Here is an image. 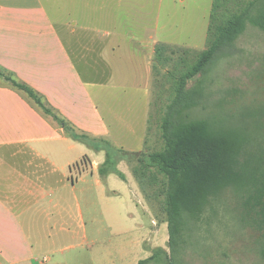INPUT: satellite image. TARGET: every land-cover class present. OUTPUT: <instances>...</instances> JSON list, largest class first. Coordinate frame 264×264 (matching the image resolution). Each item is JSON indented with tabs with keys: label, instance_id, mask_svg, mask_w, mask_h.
<instances>
[{
	"label": "rangeland",
	"instance_id": "rangeland-1",
	"mask_svg": "<svg viewBox=\"0 0 264 264\" xmlns=\"http://www.w3.org/2000/svg\"><path fill=\"white\" fill-rule=\"evenodd\" d=\"M42 1L64 39L70 35L63 22H76L72 40L80 39L84 55L77 63L109 125L110 136L105 140L129 151L160 149L159 125L170 94L173 63H159L152 47L164 42L175 51L174 58L184 49H203L212 0H124L127 10L122 8L109 33L80 28L87 25L88 18L67 0ZM235 45V55L210 72L211 98L225 96L235 102V108L264 107V33L247 25ZM165 54L170 55V50ZM212 109L200 108L198 113ZM88 147L97 155L92 144ZM117 167L132 176L126 161ZM87 172L92 202L89 206L82 202L87 239L64 241L59 246L63 256H79L81 264H137L156 251L145 264H264V237L252 211L242 209L232 188L212 198L200 217L189 222L173 250L166 215L157 201H145L139 188L129 186L115 173L107 174L105 188L122 195L99 197L90 167ZM130 188L141 198V203L138 198L133 203L137 205L135 228L118 235L112 215L127 206ZM116 218L122 221L119 215Z\"/></svg>",
	"mask_w": 264,
	"mask_h": 264
},
{
	"label": "crops",
	"instance_id": "crops-1",
	"mask_svg": "<svg viewBox=\"0 0 264 264\" xmlns=\"http://www.w3.org/2000/svg\"><path fill=\"white\" fill-rule=\"evenodd\" d=\"M67 3L88 18L80 28L98 33L113 31L115 18L127 10L124 0ZM63 26L70 39H64L42 0H0V68L78 130L108 139L109 125L77 63L84 55L80 39L72 40L76 22ZM95 152L68 136L25 91L0 77V264H81L79 256H63L59 246L68 239H87L82 202L92 203L88 167L99 197L122 195L105 188L108 175L98 172L105 155ZM121 172L138 189L133 176ZM129 191L127 206L112 215L118 235L135 228L133 203L141 198Z\"/></svg>",
	"mask_w": 264,
	"mask_h": 264
},
{
	"label": "trees",
	"instance_id": "trees-1",
	"mask_svg": "<svg viewBox=\"0 0 264 264\" xmlns=\"http://www.w3.org/2000/svg\"><path fill=\"white\" fill-rule=\"evenodd\" d=\"M247 25L264 33V0H212L203 49H184L174 58L171 46L155 45L157 61L173 63L170 94L159 125L163 145L156 150L129 151L84 133L13 74L0 68V77L25 91L68 136L104 150L98 167L101 176L115 173L124 180L117 165L126 161L145 201H157L164 210L173 250L189 222L227 188L238 193L244 211H252L264 237V107L235 108L225 96L212 99L210 88L212 68L235 55V43ZM167 49L170 55L165 54ZM208 107L213 109L198 113ZM155 253L137 264L147 263Z\"/></svg>",
	"mask_w": 264,
	"mask_h": 264
}]
</instances>
